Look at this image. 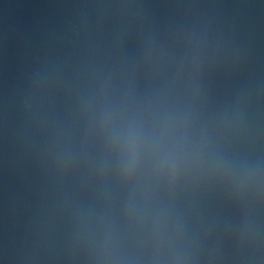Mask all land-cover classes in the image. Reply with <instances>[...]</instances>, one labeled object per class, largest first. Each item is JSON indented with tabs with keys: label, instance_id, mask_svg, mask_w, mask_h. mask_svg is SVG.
<instances>
[{
	"label": "water",
	"instance_id": "1",
	"mask_svg": "<svg viewBox=\"0 0 264 264\" xmlns=\"http://www.w3.org/2000/svg\"><path fill=\"white\" fill-rule=\"evenodd\" d=\"M0 264H264V0H0Z\"/></svg>",
	"mask_w": 264,
	"mask_h": 264
}]
</instances>
